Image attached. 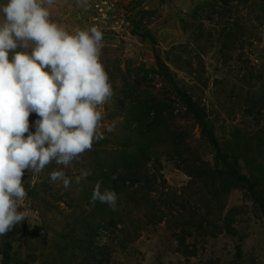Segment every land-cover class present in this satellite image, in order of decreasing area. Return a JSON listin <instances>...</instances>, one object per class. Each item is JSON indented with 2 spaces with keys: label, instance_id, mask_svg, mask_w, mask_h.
Wrapping results in <instances>:
<instances>
[{
  "label": "rangeland",
  "instance_id": "1",
  "mask_svg": "<svg viewBox=\"0 0 264 264\" xmlns=\"http://www.w3.org/2000/svg\"><path fill=\"white\" fill-rule=\"evenodd\" d=\"M184 93L241 173L264 176V0H0V205L18 230L6 263L264 264L248 194L213 200L192 177L214 151ZM138 102L163 106L168 131L152 138L167 139L114 194L100 174L130 152Z\"/></svg>",
  "mask_w": 264,
  "mask_h": 264
},
{
  "label": "trees",
  "instance_id": "2",
  "mask_svg": "<svg viewBox=\"0 0 264 264\" xmlns=\"http://www.w3.org/2000/svg\"><path fill=\"white\" fill-rule=\"evenodd\" d=\"M218 2L224 8H228L232 4L238 3L239 0H218ZM155 65L158 75L172 83L167 68L158 57H155ZM176 97L183 105L186 113L194 120L200 136L214 151L213 165L210 167L204 164V168H198V176L192 174V177L199 179L204 186H207L213 200H218L233 190L245 191L264 220V176L242 174L239 170L238 159L233 154L223 152L205 110L185 93L178 94ZM162 107L151 102H138L129 107L130 114H128L127 129L133 134V137L127 140L128 146L126 147L130 152H126L118 163L115 162L108 170L100 174L99 182L105 188V191L108 190L115 194L122 192L125 186H133L142 181V175L144 176L142 169L149 165L154 145L167 139L161 140L159 137H162V135L158 138L155 137V139L152 138L156 130L163 131V133L168 131L167 119L164 116ZM169 141L174 143L175 139ZM97 205L100 208L102 206L99 202ZM101 209L103 212L104 207ZM0 228L3 257L6 263L11 245L18 235V230L1 205Z\"/></svg>",
  "mask_w": 264,
  "mask_h": 264
},
{
  "label": "built area",
  "instance_id": "3",
  "mask_svg": "<svg viewBox=\"0 0 264 264\" xmlns=\"http://www.w3.org/2000/svg\"><path fill=\"white\" fill-rule=\"evenodd\" d=\"M106 6H107L106 3H103L100 8H103V7H106ZM97 12H98V14L97 15H93V16L99 17L100 16L99 14L101 13V10H98ZM92 21H97V19H92Z\"/></svg>",
  "mask_w": 264,
  "mask_h": 264
}]
</instances>
